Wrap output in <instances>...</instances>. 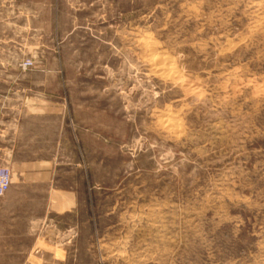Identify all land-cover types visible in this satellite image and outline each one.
Segmentation results:
<instances>
[{"label":"rangeland","instance_id":"1","mask_svg":"<svg viewBox=\"0 0 264 264\" xmlns=\"http://www.w3.org/2000/svg\"><path fill=\"white\" fill-rule=\"evenodd\" d=\"M0 18L37 43L31 70L62 72L35 92L63 111L0 201V264H264V0H0Z\"/></svg>","mask_w":264,"mask_h":264},{"label":"crops","instance_id":"2","mask_svg":"<svg viewBox=\"0 0 264 264\" xmlns=\"http://www.w3.org/2000/svg\"><path fill=\"white\" fill-rule=\"evenodd\" d=\"M20 30L17 22L0 18V167L32 173L40 172L34 168L39 163L18 159L45 156L37 153L36 143L63 136L62 108L52 103L51 92L39 99L36 79L56 74L62 78V72L21 70L19 64L38 48L24 40Z\"/></svg>","mask_w":264,"mask_h":264},{"label":"built area","instance_id":"3","mask_svg":"<svg viewBox=\"0 0 264 264\" xmlns=\"http://www.w3.org/2000/svg\"><path fill=\"white\" fill-rule=\"evenodd\" d=\"M35 61L32 58H28L19 64V67L23 71L33 69ZM13 184V172L9 166L0 167V201L4 199L10 192Z\"/></svg>","mask_w":264,"mask_h":264},{"label":"bare ground","instance_id":"4","mask_svg":"<svg viewBox=\"0 0 264 264\" xmlns=\"http://www.w3.org/2000/svg\"><path fill=\"white\" fill-rule=\"evenodd\" d=\"M155 48H153V47L151 48V50H150V59L148 60V65L151 67L152 72L154 74H158V75H161V76H165V75H168V74L169 75L176 74L174 66L171 65V62H169V60L167 58L158 57L157 55H155V51H154ZM183 85H185V84H183ZM129 219L130 220H134V219H137V218H136V216H130Z\"/></svg>","mask_w":264,"mask_h":264}]
</instances>
